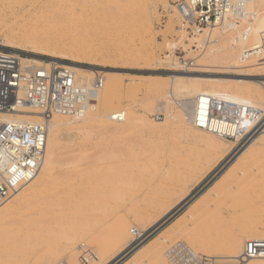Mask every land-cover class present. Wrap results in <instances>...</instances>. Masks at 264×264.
Here are the masks:
<instances>
[{"label":"rangeland","instance_id":"rangeland-1","mask_svg":"<svg viewBox=\"0 0 264 264\" xmlns=\"http://www.w3.org/2000/svg\"><path fill=\"white\" fill-rule=\"evenodd\" d=\"M38 1L0 0V45H2L4 39L14 43H22L20 40H16L18 34L14 32L40 34L43 38L53 41L63 38L68 40L80 38L81 42L95 46L102 51L101 55L103 56L99 54L96 59L107 56L115 60L113 66L107 67L113 69V72L119 74V77L121 75L166 77L167 74L171 73V70H168L173 67L168 66L170 64V58L168 57L170 51L165 48V44L173 43L177 37V35H172L167 31L170 20L172 16H175V13L173 10H167L164 6L169 4L175 7L180 0L52 1L54 6L51 5V7L55 11L57 10L56 6L63 2L64 5L75 6L76 9L80 10L79 15L83 16L80 22L76 19L65 20V24L60 29L50 25L51 22L56 21L55 11L48 12L44 17L38 14L40 19L36 18V21H33L34 15L39 9ZM258 2H263L264 5V0H253V4L248 6V10L252 14L258 12L263 14L264 6L261 5L263 7L259 6L261 8H257ZM150 7L152 13L150 19L151 32H147L148 30L145 29L147 17L145 18V15L147 11L149 12ZM44 10L46 11V9ZM177 21L174 20L175 24H180ZM186 37L192 39L189 35ZM184 44L188 46L186 49L180 45L173 50L177 61L181 62L176 71L186 72V69L203 71L206 69V67L200 66L205 65L206 62L202 61L204 54H202L203 50L198 48L197 41L193 40L190 43L185 40ZM210 48H213V46ZM4 51L8 52L7 50ZM222 51L216 57V61L212 62L211 67L207 68L208 71L221 72L217 67L228 66L227 63L232 60L228 57L234 56L239 51V45H226ZM223 71L228 72V75L242 73L249 75L243 78L245 80H248L251 76H255L254 78L264 77V68H260V70H252L251 68L226 69ZM256 75L258 76L256 77ZM123 77L121 76L122 79H124ZM161 86L165 88L167 84L161 83ZM246 87L257 88L250 84H247ZM146 97L147 93L141 89L124 92L117 97L118 99L113 100L111 107L105 110V116L91 134H85L77 130H65L66 132H63L67 136L61 142V148L57 152L59 153L58 163L53 166V172L51 173L53 182L57 179H61V181H57V184L53 183V186L46 188L43 194L33 198L30 201L32 204L27 202L15 206V218L17 220L13 217L15 220L12 222H0V258H3L0 259V264H3L2 262L23 264L27 258H33L30 261L32 264H48L45 254L50 251L49 248L52 253L53 251L56 252L54 244L59 249L62 247L55 254L59 253V257L64 254L62 253V250H65L64 244H69L65 240V236L68 234L67 231H70L71 234V237L70 234L67 235L68 240L70 239V244L66 246L67 252L72 251L79 245H82L85 250L87 246L89 249V245H93L90 244L92 241H90V237L94 234L92 239L95 238L94 241L98 242L97 245L100 248L104 247L103 254L105 257H103L104 259L100 264L117 263V259L124 261L139 244L144 243L151 233L154 232L152 235L156 234L157 231L159 232L170 225L184 211H187L189 204L219 177L220 172L227 166L226 162H229L228 159L238 144L228 146V151L222 159L215 161V158H213L208 161L205 158L204 148L198 144H193L190 135L186 138V136H180L176 133L162 134L160 132L157 134L152 132L153 134H151L150 131H139L133 128L131 124L123 123L119 125L113 122V116L120 114L123 109L125 111L127 108L135 113L143 114L154 124L162 122L153 120L154 111L148 113L142 108L141 103ZM152 103L154 102H151V105ZM175 106L173 105V108ZM177 109L175 107L172 112L176 117H179L181 115H179ZM196 135L200 136L199 134ZM100 140L104 141L98 143ZM112 149H116L119 155L115 156V153L113 157L102 155L103 151ZM120 149L121 151H119ZM256 149L259 152L264 151V147H256ZM120 153L122 154L120 155ZM250 167L256 168L259 174L252 183L249 182L248 177L241 179L238 176L231 179L227 185L231 187V191L235 187L232 192H237L240 196L249 194V197L264 201V160L262 155L252 164L245 166L247 170ZM213 175H216L215 179L198 194L194 195ZM69 177L70 179H67ZM65 179L67 180L65 181ZM77 179H81L80 182L84 183L76 184ZM61 183H64L65 186L66 184L67 186L70 185L69 187L73 189L71 191L66 186L70 189L68 192V189L65 190V186L62 185L66 193L71 192L70 195L67 193L69 197L62 195L65 191L62 190ZM59 199H66L68 204L59 206L61 210L57 214L55 211L59 210L58 207L49 205V203L51 200ZM206 199L207 202L204 205L203 212H200V210L197 212L199 208H196L197 210L194 208L195 210L193 209L192 212V215L195 212L194 217L191 220L185 219L191 224V227H187L190 235L179 232L166 234L173 241L163 247V257L166 250L178 242L182 235L191 238L196 235L200 237L202 234H208L210 236L206 235L209 238L208 240L211 242L212 239V243H214V246L210 247L211 252L213 249L215 250H213V253L220 252L218 250L221 248L219 242L227 241L230 235L239 236V230L243 228L248 219L246 220L244 214L241 213L240 207L238 209L237 206H232L233 197L225 194L220 198L211 197L209 200ZM29 203L30 205H27ZM108 205L116 208V211L112 214L116 213L115 218L110 214V211L102 209ZM44 210L45 212H43ZM52 210L57 214L56 217L59 215V219H56V217V220L54 219V221L60 220L59 223L53 221V214L50 215L53 213ZM41 211L43 215L39 213ZM46 212L48 219L49 216L50 220L52 219V223L47 219V222L44 221L47 223L45 224L46 228L43 222L42 227L44 228L41 230V226L39 228L37 225H42L41 222L32 225L34 222L31 224V221L27 219L29 218L35 222L41 221V216L47 218ZM65 214L68 219L65 217L66 220H62L61 217ZM258 216H264V212L252 215L253 218L250 220L252 223L260 222L259 232L264 233V217L258 218ZM24 217H27L25 219L28 222L30 221L27 223L30 226H27ZM45 218L43 219L45 220ZM54 223L57 224L54 225ZM114 224L116 227L113 229ZM56 227L61 230V232L58 230L57 235L52 233L57 231ZM213 229L214 231H212ZM202 231L203 233H201ZM60 233L63 236H59ZM33 234L35 236L33 242H26V237L33 236ZM10 235L19 236L21 240L7 248V251L12 253L5 254L3 250L4 240ZM182 239L184 238L182 237ZM20 249L23 251L20 252ZM161 249L159 248V251ZM191 249L195 251L192 247ZM58 256L56 257L59 260L56 262L52 260L53 263L51 264L60 262V258L63 256L66 257V255L60 258ZM78 256H80V253L76 251L75 258ZM56 257L55 259H57ZM134 259L137 264H157L154 257L147 259L145 262L142 252L132 260ZM66 261L73 262V259L66 257L65 263L62 262L66 264ZM164 261L166 264L165 258ZM77 262L79 261L77 260ZM118 264H121V262Z\"/></svg>","mask_w":264,"mask_h":264},{"label":"bare ground","instance_id":"bare-ground-1","mask_svg":"<svg viewBox=\"0 0 264 264\" xmlns=\"http://www.w3.org/2000/svg\"><path fill=\"white\" fill-rule=\"evenodd\" d=\"M52 1H57V0L38 1L39 9L37 10V13L34 15L33 21L34 20L36 21V18L40 19L39 18L40 16L38 17V14L44 17L47 15L48 12L50 13L55 11L54 8L51 7V5L54 6ZM61 3L62 4L56 6L57 8V10L55 11L56 21L51 22V24L49 22V24L52 27H58V29H60L61 27H63V24H65L64 23L65 20L76 19L78 22L82 20L83 16L79 15L80 10L76 9L75 6L73 5H64L63 2ZM262 3L263 2L257 4V8L260 9L261 7H263L264 5ZM251 4H253V1ZM164 7L167 10L170 11L173 10L175 13V16H172V19L170 20L171 22L167 28V31H169V33L172 35L175 36L177 35L173 43L165 44V48L168 51H170V54L168 55V57L170 58V64L168 66L170 67L173 66L170 69H168L171 70L170 71L171 73L167 74L166 77L148 76V75H141V76L121 75L124 76L123 77L124 79H122L121 76L119 77V74L113 72V69L107 67V66H113L115 64V60H113L112 58L110 59V57L107 56H105V58L99 57V59H96V57L99 54L100 56H103L101 55L102 51L99 48H96L95 46H90L88 44L81 42L80 38H75V39L73 38L72 40L63 38V39H59L60 41L59 40L53 41L47 38H43L40 34H32L29 32L28 33L14 32L18 34L16 40L18 39L22 43L20 42L14 43L5 39L3 40L2 45H0V50H7L8 52L16 55V57L20 61L21 66L27 70H34L51 64L57 66H63L71 70L75 74V79L78 86L90 87L94 83L95 78L97 76H100L102 78V87L99 89L98 95L94 100V102L84 111L73 116L54 115L51 118L48 126V137L46 142V148L44 150V158L40 172L38 176L34 180H32L27 186H25L18 193L14 194L12 197L8 198L7 200L3 201L0 204V222H12L15 219L17 220V218H15V210H14L15 206L22 203L26 204L27 202H30L33 198L38 197L40 194H43L44 191H46V188H48L49 186H53V183L57 184V181L59 180L61 181V179H57V181L54 180L53 182V175H51V173L53 172V166L58 163L57 157L59 153L57 152L61 148V142L64 141L65 136H67L63 134L65 130L66 131L77 130L78 132L91 134L93 129L96 128V126L102 121V118L105 116L104 113L105 110H107L109 107L112 106L114 99H116L120 94L122 95V93L124 92L127 93L135 89H141L147 93V97L141 103L142 108L148 113H152L154 111V114L158 111H162L164 113V120L162 122H158L154 124L151 121H149L143 114L135 113L125 106L127 109L125 108L126 109L125 111L123 109L120 112L122 116V120L121 121L113 120V122L119 125L123 123L131 124L133 125V128H136L139 131H144V130L150 131L151 134H153L152 132H156L157 134H159L160 132H162V134L176 133L179 134L180 136L184 135L186 136V138H188V136L190 135L193 144L194 143L195 145L198 144L199 146L204 148V151L206 152L205 158H207L208 161L212 160L213 158H215V161L222 159L223 156L226 155L228 151V146L234 144H238V145L237 147H235L233 153L228 159L230 163L226 162L227 166L222 169V172H220L219 177L215 181H213V183L209 187H207V189L201 195H198L194 199V201H192V203L189 204L187 211H184V213L180 215V217H177V219L174 222L170 223V225H167L159 232L157 231L156 234L152 235L154 232L151 233L145 239L144 243L141 245L139 244L137 248L133 251V253L129 257H127V259H125L124 261H122V259H117V263L112 262L111 264H118L120 262L121 264H137L135 259L134 260L132 259L135 258L141 252L145 262L147 261V259L154 257V259L157 260L156 261L157 264H165L164 261L165 256L163 257V253H162L163 247L171 244V242L173 241V239H171L170 236H166V234L170 232H175V233L179 232L181 234L183 233L184 235L186 234L190 235V232H188L187 227H191L190 226L191 224L185 221V219L191 220L194 217L193 215L195 213L194 212L192 215V212L196 208L197 209L199 208L197 212H199V210L200 212L204 210V205H206L207 202L206 198H208V200L211 197L220 198L225 194L231 195L233 197L234 205L232 204V206H237L238 209L240 207L241 213L244 214L246 220L248 219V221L244 224L243 228L239 230V236L230 235L231 237L229 236V238H227V241L219 242L221 248L218 249L220 250V252L217 251V253L216 252L213 253L214 247L212 248L213 249L212 252L210 250L211 249L210 247L214 243H212V239L211 242L210 240H208L209 239L208 237H210L208 234H202V236L200 237L196 235L191 238H188L186 236L184 237L182 235L184 239H182L181 237L182 240L180 239L178 242L186 244L189 248L192 247L193 249H195L194 252L197 254L209 255L210 257L215 258L217 262L231 264L234 263V261L240 257L244 243L246 241L264 240V233L259 232L260 230L258 228V226L261 227L260 226L261 223L260 222L252 223V221L250 220L251 218H253L252 215H256L257 213L264 212V201H259L255 197H249L248 196L249 194L240 196L237 194V192L235 193L232 192L233 189H235V187H233L231 191V187H228L227 185L231 179L237 178L238 176H240L241 179H245L246 177H248L250 179L249 182L251 183L259 176L256 168L250 167L247 170L245 166L247 164H252L255 160H257L260 157V155H262V159L264 160V153H263L264 151L259 152V150L256 149V147H264V114L260 118V114L264 112V108H263L264 77L254 78L255 76L254 77L251 76L249 77L248 80H245L243 78L249 75L243 73L228 75V72L225 73L226 71H223L226 69L251 68L252 70L254 69L260 70V68H264V62H260V57L255 52H252L254 50L253 49L254 46L258 44L261 38V33L264 32V12H263L264 8L262 9L263 11L260 10L261 12H263V14L262 13L259 14L260 12L252 14V17L245 22H241L239 24L229 22L230 30L226 28V26H224L225 28L224 27L214 28L204 31L200 35L191 36L192 39H187L186 36L188 35L182 29L180 15L176 9V6L173 7L172 5L166 4ZM44 9H46V11ZM148 10L149 12L147 11L145 15V18L147 17L146 18L147 21L145 20L146 21L145 29L148 30L147 32H151L150 29L151 28L150 19L152 17L151 7ZM177 15L179 18L177 17ZM174 20L177 21V23L180 22V24H175ZM193 37H197V38L193 39ZM185 40L189 41L190 43L193 40L197 41L198 48L203 50L202 54H204L203 55L204 58L202 61L206 62L205 65H200V66H204L206 67V69L208 67H211L212 62L216 61V57L223 52L222 50L226 45H239V51L234 56L228 57V59L229 58L232 59L227 63L228 66H222V67L216 66L217 69L221 70V72H215V71L211 72V70L208 71V69L207 70L204 69L203 71H193L190 69H186L185 70L186 72H182V71L179 72L176 71V68L179 67V64H181V62L177 61V58L174 56L173 50H175L177 46L180 45L183 46L184 49H186L188 46L184 44ZM212 46L213 48L209 49V47ZM257 76L258 75H256V77ZM161 83L162 84L165 83L167 84V86L163 88L161 86ZM247 84L254 85L257 88L246 87ZM207 96H214L216 98L233 102L236 104L246 105L256 110V112L248 116H245L244 119L241 120L240 124L228 127V131H229L228 134L233 136L232 140L234 141L229 140L225 137L218 136L212 133L211 131H203L196 129L190 123V120L186 116L187 112H190V114H192L196 110L200 101L202 103L206 101L205 98ZM151 102L154 103H152L151 105ZM173 105L174 106L177 105L175 107L178 108L177 111L181 116L176 117L173 114L172 111L175 108V107L173 108ZM258 112H260V114ZM256 118L257 120L258 119L259 120L258 121L255 120ZM13 121L26 122L32 124L39 123L40 122L39 111L35 109H31L29 108V106H24L22 109H20L18 113L5 112L0 114V122L8 123ZM241 128L243 131L246 130L245 133L247 134L246 135L247 138L237 133V131H240ZM196 134H199L200 136H197ZM87 138L89 139V137ZM103 141L104 140L102 141L100 140L98 141V143ZM115 150L114 149L107 151L105 150L103 151V154L102 153L101 154L111 157H113V155L115 154H116L115 156L119 155L117 153L118 149L116 151ZM119 151H121V149ZM121 154L122 153H120V155ZM67 179H70V177ZM67 179H65V181ZM80 180L81 179H79L78 182L75 181L76 184H81L82 182H80ZM63 184L62 183L60 184L62 190H64L63 186H65ZM66 186H65V190L70 188L69 187L70 185L67 186L68 188H66ZM70 189H68V192L70 191ZM72 190L73 189H71V191ZM230 192L232 193L230 194ZM67 193L65 191L62 194L61 191L62 195L69 197L71 192L68 193L69 195ZM30 203L27 205H30ZM67 204L68 201H66V199L51 200L49 203V205L58 207V209L61 208L59 206H65ZM102 209H106L108 210V212L110 211L111 215L116 211L115 210L116 208H114V206L112 205L111 206L108 205L106 207H103ZM60 210L61 209L56 210L55 212L58 214ZM43 212H45V210ZM52 212L53 213H51L50 215L53 214L52 219L54 221L57 214H55L53 210ZM39 213L43 215L42 211ZM115 214L112 215L113 218H115L114 217L116 216ZM214 215L216 216V214ZM46 216H47V212H46ZM41 217L42 220L41 221L38 220V222L32 221L27 217H24V220L25 221H27V219L30 220L31 222L30 221L29 222L31 224L32 222H34V224L32 225H35L40 222H41L40 224H42L44 221L47 222L46 220L48 219V216L47 218L43 216ZM58 217L59 215L56 217V219H59ZM65 217L66 214L61 217L62 220L68 219L67 217L65 219ZM261 217L264 216H258V218ZM43 218H45V220ZM51 220L49 216L48 221L51 222ZM29 222L27 221L25 223L27 224ZM45 222H44V227L46 226L45 224H47ZM54 222L59 223L60 220ZM57 223H54V225ZM37 225L38 227L41 226V228L39 227L40 230L44 228L42 227L43 224L42 225L37 224ZM27 226L30 225L27 224ZM113 226L112 227L114 229L116 226L115 224ZM56 230L57 231H54L55 233L54 232L52 233L58 234L59 232H61L60 228L57 229L56 227ZM58 230L60 231L58 232ZM212 231H214V229ZM67 233L65 234L69 235L70 231L69 232L67 231ZM201 233H203V231ZM61 234L62 233H60L59 236H63ZM67 235L66 236L64 235L66 238L65 240H67L68 243L70 244L69 242L70 239L68 240ZM93 235L94 234H92V237ZM203 235L204 236L208 235V237L207 236L204 237ZM69 236L71 237V234ZM92 237H90L91 238L90 241L92 240L90 244L93 245L91 246L89 245L90 247L89 249L87 246L86 250L82 245H79L76 248H74L72 251L67 252L66 246H68L69 244L65 245L66 244L65 243L64 244L65 250L64 249L62 250V253L64 254H61L60 257L66 255V257L68 258L71 257L73 259V262L66 261V264H79L77 260L79 261V257L82 255V253L90 249H93L90 250L94 254V258L91 260L90 264H96V263L100 264L104 259L103 257H105L103 254L104 247L100 248V246L97 245L98 242L94 241L95 238L92 239ZM34 238L35 236L33 234V236L32 235L27 236L25 241L28 243H32ZM18 240H21V237L16 235H10L4 240L5 245L3 250L5 251V254L12 253L11 251H7V248L13 245V243L17 242ZM54 248H55L54 250H56V252L53 251L54 254L51 252L50 248H49L50 251L47 252L48 255L47 253L45 254V258L47 259L48 264H51L54 261L56 262L57 260H59L56 257L59 255V253L57 255L55 253H57L58 250L62 249V247H60L59 249V247L55 246L54 244ZM159 248L162 249L159 251ZM22 251L23 250L20 249V252ZM76 251L80 253V256L75 258ZM55 257L57 259H55ZM66 257L64 258L63 256L62 258H60L61 259L60 262L64 261L65 263ZM32 259L33 258L30 259L27 258V260H25V263L23 264H32L30 263ZM52 260L53 262H51ZM2 263L7 264L6 262H2ZM244 264H264V258L253 259Z\"/></svg>","mask_w":264,"mask_h":264},{"label":"built area","instance_id":"built-area-1","mask_svg":"<svg viewBox=\"0 0 264 264\" xmlns=\"http://www.w3.org/2000/svg\"><path fill=\"white\" fill-rule=\"evenodd\" d=\"M252 1L180 0L175 6L183 31L189 36H197L204 31L224 26L230 30L231 22L239 24L249 20L252 13L248 6ZM253 49L252 52L260 57V62H264V32ZM101 87L100 76L95 78L90 87L78 86L75 74L63 66L51 64L27 70L21 66L16 56L0 50V114L18 113L24 106H29L38 110L40 115V122L36 124L0 122V204L38 176L51 118L54 115L73 116L84 111L94 102ZM205 99L203 103L199 102L192 114L185 111L190 123L196 129L211 131L229 140L233 136L228 134V127L240 124L245 116L256 112L249 106L214 96H207ZM263 114L264 112L260 114V118ZM152 118L163 121L164 113L158 111ZM112 119L121 121L122 116L115 114ZM245 131L241 128L237 133L246 137ZM93 258L92 251H85L79 257V264H90ZM262 258L264 240H249L244 243L240 257L231 264H244ZM165 259L167 264H229L197 254L181 242L166 250Z\"/></svg>","mask_w":264,"mask_h":264},{"label":"water","instance_id":"water-1","mask_svg":"<svg viewBox=\"0 0 264 264\" xmlns=\"http://www.w3.org/2000/svg\"><path fill=\"white\" fill-rule=\"evenodd\" d=\"M216 175H217V174H216ZM216 175H213L212 178H210V180H209L208 182H206V184H204V185L202 186V188H200V190H198L197 192L194 193V195L198 194L199 191H201L205 186H207V184H209L211 181H213V180L215 179Z\"/></svg>","mask_w":264,"mask_h":264}]
</instances>
